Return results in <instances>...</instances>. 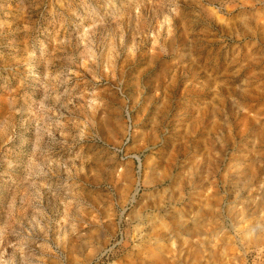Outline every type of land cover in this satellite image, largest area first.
I'll list each match as a JSON object with an SVG mask.
<instances>
[{"label":"rangeland","instance_id":"374dc122","mask_svg":"<svg viewBox=\"0 0 264 264\" xmlns=\"http://www.w3.org/2000/svg\"><path fill=\"white\" fill-rule=\"evenodd\" d=\"M0 264H264V0H0Z\"/></svg>","mask_w":264,"mask_h":264}]
</instances>
